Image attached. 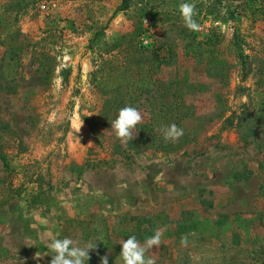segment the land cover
<instances>
[{
	"label": "rangeland",
	"instance_id": "obj_1",
	"mask_svg": "<svg viewBox=\"0 0 264 264\" xmlns=\"http://www.w3.org/2000/svg\"><path fill=\"white\" fill-rule=\"evenodd\" d=\"M120 2L0 0V264H50L53 238L94 245L96 231L137 221L164 229L146 253L156 264L250 260L264 247V125L245 145L226 118H245L247 94L264 87V0H130L114 12ZM182 2L196 4L200 32ZM124 106L143 116L127 144L111 129ZM165 106L177 142L153 123ZM191 220L208 230H183ZM110 239L85 264H122L127 238Z\"/></svg>",
	"mask_w": 264,
	"mask_h": 264
},
{
	"label": "clouds",
	"instance_id": "obj_2",
	"mask_svg": "<svg viewBox=\"0 0 264 264\" xmlns=\"http://www.w3.org/2000/svg\"><path fill=\"white\" fill-rule=\"evenodd\" d=\"M180 17L184 26L190 32H200L201 25L197 21L196 4L192 2H182L179 4ZM143 122L141 112L133 106H124L118 111L117 117L111 122V129L114 131L116 138L122 143L127 144L135 138L136 126ZM83 121L76 124L77 131L81 130ZM157 131L162 133L165 141L177 142L183 135V128L177 126L175 123L169 125H162L157 128ZM163 228H157L154 234L146 237L144 243L138 240L137 236L131 234L126 240H121V252L119 257L122 264H156L154 255L148 256V253L153 246L159 248L162 242ZM187 237L182 236L180 244L182 247H187ZM96 247V244L87 243L80 246L71 238L65 237L63 239L53 238L47 244L52 257L50 264H85V261L90 259L89 252ZM49 255V254H44ZM42 255L36 253L39 258ZM101 264H108V257H101Z\"/></svg>",
	"mask_w": 264,
	"mask_h": 264
},
{
	"label": "trees",
	"instance_id": "obj_3",
	"mask_svg": "<svg viewBox=\"0 0 264 264\" xmlns=\"http://www.w3.org/2000/svg\"><path fill=\"white\" fill-rule=\"evenodd\" d=\"M18 1L20 2L23 0H17V2ZM129 2H130V0H121L120 4L115 8L114 12L127 9V7L129 6ZM0 8H2V13H9L10 12L8 7H6V5L0 6ZM1 32H3V33L5 32L8 34L11 31L8 28V26H4L3 29H1ZM156 48L157 49L151 50V54L153 55L154 58H159V52H155V51H157V50L159 51L163 47L162 46H156ZM235 48H236L235 56L237 57V59H239V60H241V62H243L245 55L241 52L240 46L237 45ZM241 69H242V73H243L242 74V78H243L250 71V67L246 68L247 70H245L244 65H242ZM7 70H9V68ZM10 70L15 71V68H10ZM262 85H264V84H262ZM247 96H248V103L246 105H250L251 110L247 111L246 117L242 118V116L238 115L235 118L236 119L235 124L232 123L231 119H229L228 117L226 118V121L230 125H233L234 128L237 130L239 138L243 141V144H245V145L248 144L249 138H252L255 136L256 130L258 128H260L262 125H264V87L259 89L256 86L253 90H251V92H249L247 94ZM133 97L136 98V96H129L130 102H131V99ZM164 108H166V109H164L163 114L159 115L160 116L159 118L156 117V119H155V121H153V123L157 124L158 126L161 124L166 126V125H169L172 123H175L176 125H178L179 119H176L172 115L168 116V113L172 111V108H171V110L169 109L168 106H165ZM159 121H161V124H158ZM126 151L127 150H124L122 153H124L123 157H125L128 160L129 157H131V155L129 154V152H126ZM0 158L3 161V164L6 167H8V162L5 158V156L3 154H0ZM230 219H231L230 221L231 222L234 221L239 228H243L246 236H248L249 227L251 225L250 220H247L246 218H244L238 214H234L233 216H231ZM198 226L201 227L199 230L202 233H205L208 230L209 224L203 223V221H195V220L192 221L191 220L190 224L187 227H185L183 230L197 229ZM112 230H113V232H111L109 230V228H106V229L104 228V229L99 230L98 232L96 231V233L94 234L96 247L93 249V251L90 255V259H89L90 262H94L95 259L100 254H102L103 252H106L107 250H109L111 248L112 242H111L110 236L113 233H117L118 235L124 236L126 238H128L129 235L134 234L137 236V238L140 241L144 240L146 237H150L154 234V230L151 228V224H149V226L147 228H142L140 225V222H138V221L135 224H131V225H128L125 227H120L118 230H115L114 228H112ZM245 250H246V248H245ZM252 251H253V253H255V256L250 257V260L240 262V264H264V247H262V248L260 247L257 249L252 248ZM45 264H49V263H45Z\"/></svg>",
	"mask_w": 264,
	"mask_h": 264
}]
</instances>
